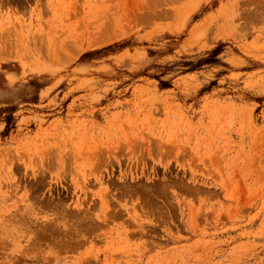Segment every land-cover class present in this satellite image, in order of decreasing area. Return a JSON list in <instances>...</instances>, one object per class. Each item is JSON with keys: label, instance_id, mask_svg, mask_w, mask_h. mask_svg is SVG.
<instances>
[{"label": "rangeland", "instance_id": "obj_1", "mask_svg": "<svg viewBox=\"0 0 264 264\" xmlns=\"http://www.w3.org/2000/svg\"><path fill=\"white\" fill-rule=\"evenodd\" d=\"M0 264H264V0H0Z\"/></svg>", "mask_w": 264, "mask_h": 264}, {"label": "trees", "instance_id": "obj_2", "mask_svg": "<svg viewBox=\"0 0 264 264\" xmlns=\"http://www.w3.org/2000/svg\"><path fill=\"white\" fill-rule=\"evenodd\" d=\"M215 52H216V50L213 51V53H215ZM11 119H12V117H10V116H8V117L6 118V128H5V130H8V127H9V125H10V121H11Z\"/></svg>", "mask_w": 264, "mask_h": 264}]
</instances>
